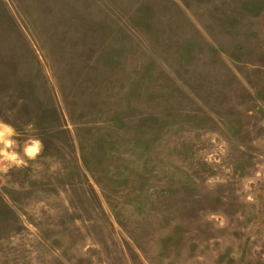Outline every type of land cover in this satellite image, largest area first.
Segmentation results:
<instances>
[{
  "label": "rangeland",
  "instance_id": "1",
  "mask_svg": "<svg viewBox=\"0 0 264 264\" xmlns=\"http://www.w3.org/2000/svg\"><path fill=\"white\" fill-rule=\"evenodd\" d=\"M0 119V264H264V0H0Z\"/></svg>",
  "mask_w": 264,
  "mask_h": 264
},
{
  "label": "clouds",
  "instance_id": "2",
  "mask_svg": "<svg viewBox=\"0 0 264 264\" xmlns=\"http://www.w3.org/2000/svg\"><path fill=\"white\" fill-rule=\"evenodd\" d=\"M28 127L31 128L32 125L29 124ZM16 135V128L0 119V172H7L11 167H26L29 160L36 161L45 149L42 140L30 137L25 141L21 154L16 151Z\"/></svg>",
  "mask_w": 264,
  "mask_h": 264
}]
</instances>
